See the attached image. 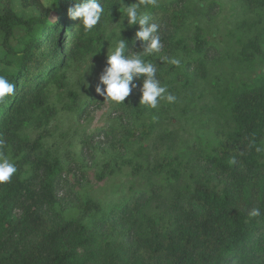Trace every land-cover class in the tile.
Returning <instances> with one entry per match:
<instances>
[{
	"label": "trees",
	"instance_id": "16d2710c",
	"mask_svg": "<svg viewBox=\"0 0 264 264\" xmlns=\"http://www.w3.org/2000/svg\"><path fill=\"white\" fill-rule=\"evenodd\" d=\"M99 2L106 14L85 34L79 21L67 16L72 0H53V9L40 0H21L24 7L38 9L27 18L17 14L9 0H0V76L15 85L14 95L0 101V151L26 144L20 132L33 111L44 105L47 86L53 79L63 85L58 76L64 75L56 71L78 55L97 51L107 42L103 31L110 23L124 25L126 54L141 49L135 40L139 25L126 27L127 18L121 20L122 8L132 0ZM178 5L161 0L144 7L159 25L162 48L182 43L170 39L172 22L182 21ZM197 33L194 51L204 53L200 29ZM244 51L245 57L259 55L264 62L257 45ZM161 57L159 52L145 58L156 63L160 83L168 60L159 61ZM136 83L140 98L141 81ZM217 92L233 126L220 134L213 154L196 156L195 178L176 190L181 176L164 155L153 170L171 175L167 191L154 182L106 213L87 200L83 209L99 213L95 222H83L69 217V203L55 197L62 178L56 162L41 161L31 176L21 179L13 174L0 184V264H264V69L251 82L225 85ZM127 121L120 131L106 125L105 132L114 134L118 147L137 137L144 140L153 130L152 124L136 127ZM253 207L261 209L259 217L248 215Z\"/></svg>",
	"mask_w": 264,
	"mask_h": 264
},
{
	"label": "rangeland",
	"instance_id": "374dc122",
	"mask_svg": "<svg viewBox=\"0 0 264 264\" xmlns=\"http://www.w3.org/2000/svg\"><path fill=\"white\" fill-rule=\"evenodd\" d=\"M9 1L14 11L25 18L38 14V9L24 7L21 0ZM52 1L40 0L45 7ZM174 1L179 2L176 11L182 14V21L172 22L170 39H181L182 43L162 48L159 61L168 58L161 69V85L177 97L175 103L161 99L152 109L139 104L136 89L121 104L95 92L107 48L111 50L115 37L119 39V31L121 34L125 28L115 21L103 31L107 42L97 51L78 55L56 71L64 75L58 76L63 85L58 86L53 79L47 86L44 105L33 111L20 132L26 144H21L20 149L8 147L0 151L15 164L14 174L21 179L31 176L41 161L61 166L62 178L54 193L63 204L69 203L71 218L97 220L99 212L83 209L87 200L100 205L106 213L114 203L138 190H149L154 182L167 191L171 175L165 170L160 174L153 170V164L164 155L173 161V169L181 176L175 190L191 183L197 174L196 156L213 154L220 134L228 133L233 126L217 91L225 85L251 82L264 69L259 55H244V48L250 44L264 52L261 0ZM140 11H146L144 6ZM124 24L129 27L127 19ZM198 29L206 44L204 53L194 51ZM135 52L140 54L141 49ZM172 59L180 60V65H173ZM120 108L122 112L117 111ZM127 120L136 127L152 124L153 130L144 140L137 137L131 144L118 147L114 134L105 132L106 125L119 130L128 125ZM23 154L29 156L25 158ZM105 240L102 238L101 243Z\"/></svg>",
	"mask_w": 264,
	"mask_h": 264
},
{
	"label": "clouds",
	"instance_id": "9594fccd",
	"mask_svg": "<svg viewBox=\"0 0 264 264\" xmlns=\"http://www.w3.org/2000/svg\"><path fill=\"white\" fill-rule=\"evenodd\" d=\"M156 4L157 0H138V2L136 0L135 3L125 4L122 8L121 20L126 17L128 26L139 25V29L135 32V40L140 42L141 53L126 54L129 42L121 38L119 31V39L115 41L110 51L107 48L105 65L95 85V92L103 99L116 104L124 103L133 89L137 88L136 81L139 80L141 81L139 104L155 109L161 99H166L169 103L176 102L177 97L169 93L166 86L161 85L157 79L156 63L145 59L159 53L162 44L159 25L151 21V16L147 12H141L140 7L142 5L154 7ZM105 14V8L99 0H72V6L67 9V16L72 20H78L85 34L91 33ZM170 62L177 67L181 63L178 59H172ZM89 65L90 63L86 69ZM14 93L15 85L6 77L0 76V101L13 96ZM16 171L15 164L0 155V184L8 182ZM261 214V209L258 207H253L248 213L253 218Z\"/></svg>",
	"mask_w": 264,
	"mask_h": 264
}]
</instances>
